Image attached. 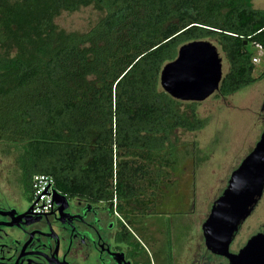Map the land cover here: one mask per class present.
Returning <instances> with one entry per match:
<instances>
[{"label": "trees", "instance_id": "trees-1", "mask_svg": "<svg viewBox=\"0 0 264 264\" xmlns=\"http://www.w3.org/2000/svg\"><path fill=\"white\" fill-rule=\"evenodd\" d=\"M88 5L105 12L89 31L57 28L62 11ZM200 39L226 54L222 96L264 79L249 47L264 48V8L252 0H0V138L23 145L26 192L52 174L62 194L128 217L123 202L151 174L130 157L160 156L176 129L205 127L197 102L182 111L160 86L164 65Z\"/></svg>", "mask_w": 264, "mask_h": 264}, {"label": "rangeland", "instance_id": "rangeland-1", "mask_svg": "<svg viewBox=\"0 0 264 264\" xmlns=\"http://www.w3.org/2000/svg\"><path fill=\"white\" fill-rule=\"evenodd\" d=\"M252 1L255 8H264V0ZM104 15L105 12L94 5L82 6L75 11H62L56 16L55 24L66 32H86ZM211 41L218 47L223 57L224 73H227L229 64L223 47L216 39ZM249 47L255 56L260 57L255 69V76H260L264 71V51L253 43ZM190 105L191 101H182L181 110L190 113ZM196 107L198 117L205 121L203 129L194 132L176 129L171 146L160 156L152 155L149 159L130 157L136 164L148 163L151 174L138 181V198L131 203L123 202L124 213L134 219V215L143 217H139L142 211L141 214L147 216L142 222L148 228L160 229L157 220L166 223L186 217L196 232L201 233L202 221L227 188L232 172L253 150L264 131V79L228 96L217 91L207 99L197 101ZM22 152V144L0 138V167L11 171L16 178L20 175L19 156ZM20 196L21 205L29 208L32 197L24 190ZM76 202L71 199L70 203L75 206ZM263 221L264 193L242 223L238 244L244 243L256 231V225Z\"/></svg>", "mask_w": 264, "mask_h": 264}, {"label": "flooded vegetation", "instance_id": "flooded-vegetation-1", "mask_svg": "<svg viewBox=\"0 0 264 264\" xmlns=\"http://www.w3.org/2000/svg\"><path fill=\"white\" fill-rule=\"evenodd\" d=\"M15 176L0 167V264H231L229 256L207 246L203 226L208 216L201 233L186 217L166 223L157 220L160 229H151L142 222L146 216L142 211L139 217H143L130 219L108 202L68 196L65 202L55 201L50 212L35 214L33 205L24 208L20 203L21 191L33 196L21 184V169ZM71 199H76L75 206ZM241 225L230 244L232 254L264 233L263 221L238 244Z\"/></svg>", "mask_w": 264, "mask_h": 264}, {"label": "water", "instance_id": "water-1", "mask_svg": "<svg viewBox=\"0 0 264 264\" xmlns=\"http://www.w3.org/2000/svg\"><path fill=\"white\" fill-rule=\"evenodd\" d=\"M224 75L218 47L209 39L194 40L183 44L177 58L164 65L160 86L175 99L203 101L220 90ZM263 193L264 131L253 150L232 172L227 188L213 203L203 226L207 246L215 253L229 256L231 264L264 263V233L252 237L239 254L230 253L234 235ZM55 201L65 202L67 196L56 192Z\"/></svg>", "mask_w": 264, "mask_h": 264}, {"label": "built area", "instance_id": "built-area-1", "mask_svg": "<svg viewBox=\"0 0 264 264\" xmlns=\"http://www.w3.org/2000/svg\"><path fill=\"white\" fill-rule=\"evenodd\" d=\"M255 45L259 47L260 51H264L261 44ZM260 61L259 55L253 57V62L255 64L260 63ZM56 192L59 191L56 188L55 178L52 174H36L33 177L32 184V205L34 213L45 214L50 212L55 203Z\"/></svg>", "mask_w": 264, "mask_h": 264}]
</instances>
